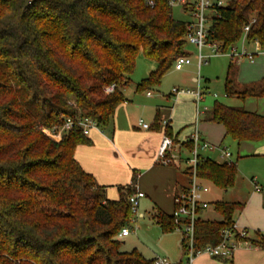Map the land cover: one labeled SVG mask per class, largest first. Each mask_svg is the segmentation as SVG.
<instances>
[{"label": "trees", "instance_id": "1", "mask_svg": "<svg viewBox=\"0 0 264 264\" xmlns=\"http://www.w3.org/2000/svg\"><path fill=\"white\" fill-rule=\"evenodd\" d=\"M172 8L166 0L154 7L144 0H0V264H151L138 249L121 248L120 231L133 222L135 187L119 186V197L109 198L75 150L92 144L81 120L101 129L113 124L139 58L150 65L137 83L144 90L159 86L188 54V20L176 19ZM218 11L208 39L223 52L247 25V41L264 43V0H230ZM234 74L231 63L226 96L264 97V80L239 86ZM68 118L75 123L59 139L47 132ZM209 120L223 124L233 140H264V115L243 106L215 100ZM163 132L178 142L169 126ZM181 146L189 151L192 141ZM198 173L228 189L237 166L205 157ZM212 205L219 218L199 216L198 246L218 243L244 204ZM154 217L165 231L174 229L172 215Z\"/></svg>", "mask_w": 264, "mask_h": 264}, {"label": "crops", "instance_id": "2", "mask_svg": "<svg viewBox=\"0 0 264 264\" xmlns=\"http://www.w3.org/2000/svg\"><path fill=\"white\" fill-rule=\"evenodd\" d=\"M248 43L251 44V42ZM261 47L263 48V44H261ZM207 54H210V50L207 52ZM255 58L254 61H251L249 58L248 59L253 63L255 62ZM238 59L239 58L231 60L229 63V65L231 63L234 64V79L236 84L239 86L253 85L259 84L264 80L262 79L259 82H246L242 80L240 76V61H238ZM197 80L198 78L195 77L194 81ZM148 92H150V94H148ZM147 94L152 95V92L147 91ZM168 96L171 98L172 94L170 93ZM251 97H248L245 100L234 97L237 98L236 100H238L240 103H231L230 105L243 106L246 110L256 111L264 115V110H262L261 106L262 104L264 105V98L256 97L255 99L257 100L255 101H257L259 104L255 107L254 105H249V101H247ZM127 103L128 100L125 98V101L118 106L115 112L114 121L111 125V128H113V137L110 138L97 126L91 127L88 130L87 135L92 140V144L78 145L75 150V158L87 172L93 174L100 185L105 186L106 194L109 182L114 181L111 178L118 176L119 171L124 169L127 173L128 180L125 182V184H118V187L133 185L135 190L144 192L145 195L142 198L150 195L149 197L151 199V203H153V206L149 210L151 211L150 214L153 217L154 213L157 211L172 215L176 205L175 197L189 186L190 179L186 169L187 164L185 162V158L189 157L190 153L182 147L183 150L181 152L180 162H176L175 164L171 165H164L157 162L156 151L165 126L170 127L180 144L189 140L190 134L181 136L180 132H175L174 127L172 126V112H161V110H158V112L154 115L152 119L153 123L151 124L150 129H144L141 127L139 125V120L135 123L133 122L134 124L132 125L134 126V129L142 130V132L135 131L131 128L132 126L129 123V107ZM163 106L164 105H161L160 108ZM137 107H139V104ZM203 115L204 123L200 124V121L198 123V129L201 132L203 138L211 142L213 145H224V140L228 137L226 136V129L224 125L210 121L209 118L211 113H207V110L202 114V116ZM125 118V121L118 123V119ZM209 124H219L222 127L223 132H221L219 136L214 134L213 131L208 128L211 126ZM120 132H124L129 135V138L126 141H121V143L117 142L118 134ZM236 142L238 149L246 148L248 152L246 155L257 154L258 148L264 146V140ZM202 154L205 157H210L214 160H217L215 157L219 156L217 149L206 150L203 151ZM240 157H242V155L238 154L236 162H238ZM254 177L257 178L258 188L255 187V183L252 181ZM237 180L238 171L236 181ZM260 180L264 182V177L260 178L257 176H252L249 178V183L247 186H251V188H253L249 193H245L246 187L243 183H241L240 180V183H238L240 188L238 190L239 192L235 193L234 198L232 197L228 200L224 198L223 194V190L224 192H227L228 189L215 190L210 188V190L204 194V198L209 202L224 200L241 202L244 204L243 208L236 214L235 222L239 225V227H246L249 229L254 246H244L237 248L233 257L227 259L201 255L196 257L193 264H264V239L258 234L260 231H264V185L260 182ZM209 184L211 183L209 182ZM142 198H140L139 201V209ZM207 213V209H205L202 213V216H206ZM139 215L143 216L144 212L139 211ZM123 238L124 237H121V239ZM184 239L185 236L183 233L181 247L184 257L178 262H175V264H185L186 262Z\"/></svg>", "mask_w": 264, "mask_h": 264}, {"label": "rangeland", "instance_id": "3", "mask_svg": "<svg viewBox=\"0 0 264 264\" xmlns=\"http://www.w3.org/2000/svg\"><path fill=\"white\" fill-rule=\"evenodd\" d=\"M229 1L230 0H225L226 3ZM172 12L176 19L187 21L192 18L193 11L191 9L184 10L182 6H174ZM236 46L240 51L243 47H247V49L252 51H257L255 43H248L245 41L244 37H242ZM185 49L192 62L183 65L175 64L165 73L159 86L146 88L144 90H137V83L149 73L150 65L148 61L139 58L132 81L123 89L125 98L128 100V118L133 130L142 132V130L134 129L132 124L140 119L152 124L154 115L158 110H161V112H172V126L175 132H180L181 136L185 134L191 135L197 123V101L191 91L197 90L198 88L200 91H205L203 99L198 103V107L202 111L207 109V113L209 114L211 113L215 100H219L226 104L240 103L236 100L237 98L227 97L225 94V77L228 73L229 63L232 60V57L228 53L230 49L226 53L208 58V62L201 66L198 64V47L187 42ZM209 50L208 47H204L203 52L207 53ZM261 50L264 52V43ZM262 51H258L255 62L253 63L250 62L247 57H237L239 58L238 61H240V76L242 80L246 82H259L264 79V53ZM235 59L236 57H234V60ZM195 77L198 78L197 81H194ZM174 88L184 90L185 92L179 94L174 93ZM147 91H151L152 95H148ZM170 93L172 94L171 98L168 96ZM255 98L256 97L252 96L247 100L249 101V105H254L256 107L259 104L255 101L257 100ZM138 104L139 107H137ZM161 105L165 107L163 106L160 108ZM261 106L262 110H264V105L262 104ZM203 117L204 115L201 120L200 116V124L204 123ZM125 120L126 118L118 119V123ZM209 125L211 126L208 128L213 131L214 134L219 136V134L223 132L219 124ZM100 130L105 132L110 138L113 137V128H111V126L105 129L100 128ZM51 135L53 134L51 133ZM128 138V134L120 132L117 142L121 143V141H126ZM224 145L229 147L235 161L238 154L242 155L238 162H236L238 180L234 186L228 188L227 192L223 190L224 198L228 200L232 197L234 198L235 193L239 192L238 190L240 188L238 183H240V180L246 187L245 193H249L253 189L251 186H247L249 178L252 176L264 177V146L258 148L257 154L246 155L248 153L246 148L238 149L237 142L230 137L224 140ZM215 159H219L218 156H216ZM111 179L114 181L109 182V186H107V195L109 198L116 199L119 197L118 184H125L128 180V176L125 170L122 169L119 171L118 176ZM260 182L264 185V182L261 180ZM209 185L212 189H220L213 184ZM149 196L141 199L138 213H133L130 234L122 239L123 243L121 248L123 250H132L136 248L147 259L161 257L170 260L172 263L178 262L184 257L181 247L183 231L175 228L170 231H165L163 229L158 220L150 214L151 211L149 209L153 206V203H151ZM139 211H143L144 215L140 216ZM207 212V217L219 218V215L213 208L212 202H210Z\"/></svg>", "mask_w": 264, "mask_h": 264}, {"label": "built area", "instance_id": "4", "mask_svg": "<svg viewBox=\"0 0 264 264\" xmlns=\"http://www.w3.org/2000/svg\"><path fill=\"white\" fill-rule=\"evenodd\" d=\"M147 6L154 7L157 0H144ZM171 7L182 6L184 10L191 9L192 18L187 21L186 40L198 47V64L199 66L208 62V58L212 55H219L223 52L219 43L211 42L208 39L209 30L214 22L219 17V7L225 6L227 3L225 0H166ZM250 25L245 26L244 39L247 41V33ZM257 51H250L243 47L240 51L237 46H233L230 49L229 55L234 60V57H248L251 61H254L258 51L261 52V42L254 40ZM204 47L210 49V54L204 53ZM263 52V51H262ZM264 53V52H263ZM191 62V58L188 55H181L178 57L176 64L183 65ZM115 85H110L106 88L107 92L113 91ZM174 93L185 92L178 88L173 89ZM190 92V91H187ZM191 93L195 96L197 101V119L194 132L190 135L192 141V148L189 150L190 156L185 158L187 164V171L189 174V186L181 191L175 197V209L172 212V220L175 229L183 231L185 239V264H193L196 257L201 255H208L210 257L231 258L237 248L240 247H253L254 242L251 238L250 231L246 227H239L234 222L231 227L224 228L221 231V239L218 243H207L202 246H198L195 239V224L199 216L203 211L208 208L210 202L204 198V194L210 190L209 182L201 179L198 173V167L201 159L205 158L202 154L203 151L217 149L219 156L216 161L220 163H227L233 165L236 161L233 159V154L228 146L225 145H213L211 142L203 138L201 132L198 129V123L200 116L207 110H200L198 103L203 99L205 91L192 90ZM150 94V92H148ZM75 121L72 118H68L65 124L57 131L53 132L47 130L49 134H53L54 137L60 138L62 133L71 129ZM79 124L83 127L84 132L87 134L91 127L97 126L96 122L92 119L86 118L81 120ZM139 125L144 129H150L151 124L145 122L143 119L139 120ZM182 146L179 142H175L174 138L165 132H163L157 151V162L164 165L175 164L181 160ZM252 181L255 183V187L258 188L257 178L254 177ZM144 192L140 190L134 191L129 200L132 204L133 213H138L140 198L144 196ZM130 234V227L126 226L120 231V237H125ZM264 239V231L258 233ZM151 264H175L170 260L157 257L152 260Z\"/></svg>", "mask_w": 264, "mask_h": 264}]
</instances>
